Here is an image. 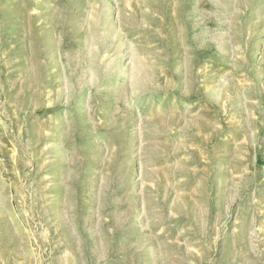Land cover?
Segmentation results:
<instances>
[{"label": "rangeland", "instance_id": "rangeland-1", "mask_svg": "<svg viewBox=\"0 0 264 264\" xmlns=\"http://www.w3.org/2000/svg\"><path fill=\"white\" fill-rule=\"evenodd\" d=\"M0 264H264V0H0Z\"/></svg>", "mask_w": 264, "mask_h": 264}]
</instances>
